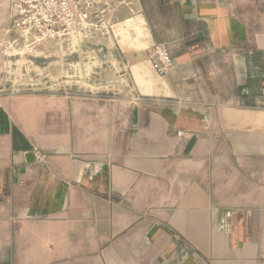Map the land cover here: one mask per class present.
<instances>
[{"label":"crops","instance_id":"1","mask_svg":"<svg viewBox=\"0 0 264 264\" xmlns=\"http://www.w3.org/2000/svg\"><path fill=\"white\" fill-rule=\"evenodd\" d=\"M117 1L80 47L123 95L0 93V264H264V0Z\"/></svg>","mask_w":264,"mask_h":264},{"label":"built area","instance_id":"2","mask_svg":"<svg viewBox=\"0 0 264 264\" xmlns=\"http://www.w3.org/2000/svg\"><path fill=\"white\" fill-rule=\"evenodd\" d=\"M118 3L117 0H10L7 31L16 32L17 37L7 47L22 45L33 49L42 43L55 42L60 48L74 50L87 40L111 33L113 25L107 15ZM150 56L154 72L161 77L167 75L173 65L168 48L156 45ZM71 92L67 90L66 94Z\"/></svg>","mask_w":264,"mask_h":264},{"label":"rangeland","instance_id":"3","mask_svg":"<svg viewBox=\"0 0 264 264\" xmlns=\"http://www.w3.org/2000/svg\"><path fill=\"white\" fill-rule=\"evenodd\" d=\"M56 52L59 56L36 57L37 61H35L33 60L35 48H24L20 45L17 48H8V51L5 49L4 76L6 83L0 89V93L5 95L35 93L36 90L70 87L75 90L74 92L79 93L93 90L103 91L108 95L120 96L124 94L121 89L127 85V80L122 79V73L116 70V66L109 67L110 75L107 78L102 75L101 79L98 70L101 69L100 66L105 67V65H101L97 58L88 56V51L77 46L74 50L68 49L66 46L60 48L57 44L48 48L46 55ZM92 55L95 53L92 52ZM92 87H95V90Z\"/></svg>","mask_w":264,"mask_h":264},{"label":"water","instance_id":"4","mask_svg":"<svg viewBox=\"0 0 264 264\" xmlns=\"http://www.w3.org/2000/svg\"><path fill=\"white\" fill-rule=\"evenodd\" d=\"M27 157L30 158V160H33L34 159L33 153H28Z\"/></svg>","mask_w":264,"mask_h":264}]
</instances>
